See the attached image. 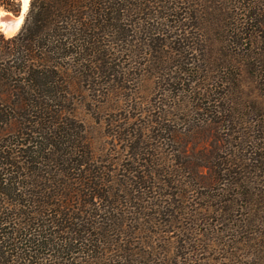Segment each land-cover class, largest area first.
Masks as SVG:
<instances>
[{
	"label": "trees",
	"instance_id": "1",
	"mask_svg": "<svg viewBox=\"0 0 264 264\" xmlns=\"http://www.w3.org/2000/svg\"><path fill=\"white\" fill-rule=\"evenodd\" d=\"M194 2L29 0L21 28L7 40L23 50L15 68H8L19 78L11 76L14 82L7 84L6 93L0 94V111L5 103L17 111L14 118L19 130H23L18 134L23 139L20 144H28L20 157L0 145V264H221L219 259L202 254L214 246L217 249L220 246L223 250L220 257L233 264H255L254 259L246 262L238 252H229L231 248L238 249L235 244L246 241L247 237L238 238L234 243L224 242V233L216 239H201L199 236L204 230L193 229L197 226L193 223L181 230L186 234L178 240L163 239L165 245L156 246L163 234L171 232L170 229L181 222V215H191L185 211L186 200L180 205L173 199L170 205L161 206L163 194L147 196L149 191L157 193L163 186L167 187L170 179L166 177L178 166L170 164V168L167 167L170 171L165 173L166 164L161 165L160 161L167 160L156 144L160 135L146 136L148 127L153 125L158 131L170 133L174 139V129L164 124L171 106L156 107L154 115L145 116L142 126L135 122L131 129L117 125L112 135L130 141L132 156L125 159L118 170L113 157L109 159L110 169L101 165L102 159L96 158L95 152L107 158L108 151L94 149L82 123L72 119L67 111L71 101V77L75 75L82 81L101 73L110 77L114 66L109 65L119 59L118 54L125 47L117 51L113 48L120 46L126 38L123 34L128 36L132 31L130 27L141 24L139 18L145 23L153 17L159 18L162 19L159 26L174 28L166 37V43L158 44L170 45L168 40L174 39L170 48L177 53L176 61L186 60L185 63L191 64L184 53L205 41L198 33L190 36L191 28H199L195 25ZM0 6L14 13L18 4L16 0H0ZM135 14L133 21L126 19ZM83 15L87 17L86 22ZM72 19L79 25L71 24ZM124 19L129 23H123ZM105 29H110L107 33L112 39L103 38ZM131 39L124 43L126 47ZM159 45L152 44L154 52H158ZM115 65L118 66L114 70L117 76L126 77V73L121 72V64ZM187 69L180 67L176 75L162 76L163 90H170L169 86H176V82L180 84ZM193 92L195 98L199 92ZM220 107L223 110V106ZM213 112L219 113L216 109ZM1 118L0 114V122ZM147 138L152 141L143 152L145 145L140 143ZM3 141L0 136V142ZM256 152H253L254 162L262 155ZM186 157L189 159L183 163L196 170V159ZM104 162L108 160L103 159ZM194 170L189 177L198 180L194 181V186H199L197 183L203 179ZM175 182L177 190L178 181ZM180 190L185 191L181 187ZM129 199H135L138 204H131ZM206 207L195 210L203 214L200 210ZM145 210L150 211L145 213ZM228 212L224 210L225 214ZM160 214L165 219L155 225L153 218ZM139 215H147L148 220ZM128 216H131L129 220ZM193 230L197 232L192 233ZM174 242L178 245L169 250ZM242 252L252 255L250 250Z\"/></svg>",
	"mask_w": 264,
	"mask_h": 264
},
{
	"label": "rangeland",
	"instance_id": "2",
	"mask_svg": "<svg viewBox=\"0 0 264 264\" xmlns=\"http://www.w3.org/2000/svg\"><path fill=\"white\" fill-rule=\"evenodd\" d=\"M16 1V12L0 6V16L17 17L21 3L20 0ZM194 4L197 13L195 25L199 28H191L190 36L198 33L205 41L184 53L191 64L185 63L186 60L176 61L177 53L170 48L174 39L168 40L171 41L170 45H159L166 43V37L174 28L159 26L162 22L159 18L153 17L146 23L139 18L141 24L130 27L132 31L128 36L123 34L126 38L119 43L120 46H114L113 51L121 46L125 48L118 54L119 59L109 65L114 66L115 70L118 68L115 63L121 64V72L127 76L121 78L111 70L110 77L101 73L82 81L74 75L69 87L71 101L67 111L72 119L82 123L94 149L108 151L107 158L103 153L94 151L96 158L102 159L101 165L110 169L112 164L109 159L113 157L118 170L125 159L132 156L129 152L130 141L125 142L121 137L112 135L117 125H126L131 129L135 122L142 126L145 116L154 115L156 107L161 104L171 106L164 124L174 129V139L170 133L158 131V127L153 125L148 127L146 136L154 133L160 135L156 144L167 160L165 163L160 161L161 165L166 164L163 166L165 173L170 171L167 169L170 164L178 166L173 167L171 175L166 177L170 179L167 187L163 186L162 191L157 193L149 191L147 196L163 194L161 206L170 205L173 199L175 204L180 205L186 200L184 204L188 207L185 211L191 215H181V222L170 229L171 232L163 234L156 246L160 248L165 245L163 239L178 240L186 234L181 230L193 223L197 225L191 226L193 229L204 230L199 236L201 239H216L224 233V242L234 243L238 238L247 237L246 241L235 244L238 249L231 248L229 252H238L243 261L253 262L254 259L255 264H264V0H195ZM28 7L29 2L16 29L7 33L0 28V94L7 92V84L14 82L12 77L19 78L8 68H15L23 50L18 44L7 40L18 33ZM136 16L131 15L126 19L133 21ZM82 17L86 22L87 17ZM122 22L129 23L125 19ZM70 23L79 25L76 19ZM137 26L142 27L138 29ZM109 30L105 29L104 39H112V35L107 33ZM129 39L126 47L124 43ZM153 43L160 46L158 52H154ZM180 67L188 68V73L182 75L183 80H180V84L176 82V86H169L170 90H163L162 76L167 73L176 75ZM194 90L199 92L195 98ZM7 105L10 104L5 103V108L0 111L3 119L0 122V136L4 140L0 145L2 149L20 157L28 144H20L23 139L18 134L23 130H19L14 118L17 111ZM220 106H223V110ZM214 109L219 113L213 112ZM150 141L151 138H147L140 143L145 145L141 151L149 148ZM255 151L262 154L257 156V162L252 159ZM186 155L197 160L196 170L185 165L189 159ZM103 159H107L108 163L103 164ZM260 163L263 169H260ZM193 170L203 179L197 183L199 186H194V181L198 180L193 181L189 177ZM173 180L178 181L177 190L174 189L176 184ZM180 187L185 191L181 192ZM129 201L135 206L138 204L135 199ZM200 206H208L200 210L203 214L195 210ZM225 209L229 210V214L224 213ZM207 213L209 215H205ZM139 217L148 220L147 215ZM161 219H165L163 215H156L154 224L157 225ZM177 245L174 242L169 250ZM219 247L214 246L202 254L219 259L221 264H233L220 257L223 250ZM240 247L245 249L239 250ZM249 250L251 256L242 252Z\"/></svg>",
	"mask_w": 264,
	"mask_h": 264
},
{
	"label": "water",
	"instance_id": "3",
	"mask_svg": "<svg viewBox=\"0 0 264 264\" xmlns=\"http://www.w3.org/2000/svg\"><path fill=\"white\" fill-rule=\"evenodd\" d=\"M29 2V1H28ZM27 2V3H28ZM20 3H21V10L18 12V15H17V17L19 16V15H22L23 13H24V11H25V8H26V6L22 9V3H23V0H20ZM27 5V4H26ZM17 17H15V18H17ZM15 18H9V17H5V16H0V22H1V24H2V21L3 22H5V26H7V27H12V26H14L15 25ZM0 27L2 28V26L0 25Z\"/></svg>",
	"mask_w": 264,
	"mask_h": 264
},
{
	"label": "bare ground",
	"instance_id": "4",
	"mask_svg": "<svg viewBox=\"0 0 264 264\" xmlns=\"http://www.w3.org/2000/svg\"><path fill=\"white\" fill-rule=\"evenodd\" d=\"M26 4L22 3V9L26 6ZM21 19H22V15H19L17 18H15V20H14L15 21V25L12 26V27L5 26L4 25L5 22L2 21V24L0 22V25L2 26V28L1 27L0 28L2 29V31L9 33V32L13 31L14 29H16L19 26V24H20L19 22H20Z\"/></svg>",
	"mask_w": 264,
	"mask_h": 264
},
{
	"label": "snow or ice",
	"instance_id": "5",
	"mask_svg": "<svg viewBox=\"0 0 264 264\" xmlns=\"http://www.w3.org/2000/svg\"><path fill=\"white\" fill-rule=\"evenodd\" d=\"M27 2H28V0H23V3H25V4H26Z\"/></svg>",
	"mask_w": 264,
	"mask_h": 264
}]
</instances>
